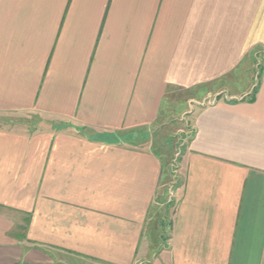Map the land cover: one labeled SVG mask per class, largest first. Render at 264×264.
I'll list each match as a JSON object with an SVG mask.
<instances>
[{
	"label": "crops",
	"instance_id": "crops-1",
	"mask_svg": "<svg viewBox=\"0 0 264 264\" xmlns=\"http://www.w3.org/2000/svg\"><path fill=\"white\" fill-rule=\"evenodd\" d=\"M0 264H264V0H0Z\"/></svg>",
	"mask_w": 264,
	"mask_h": 264
},
{
	"label": "rangeland",
	"instance_id": "rangeland-1",
	"mask_svg": "<svg viewBox=\"0 0 264 264\" xmlns=\"http://www.w3.org/2000/svg\"><path fill=\"white\" fill-rule=\"evenodd\" d=\"M197 107L198 105L194 104L191 109L193 108L196 110ZM175 117L178 118H176L172 122H168L167 124H163L162 122L163 127L158 131V134H169L171 150L168 156V162L171 167L172 174H176L177 167L179 166V158L181 156V152L183 151L184 145L189 141V138L191 136V132H189V130L191 129V124L189 121L191 120V116L189 117L188 115H185L181 118L180 116L176 115ZM161 139V137L156 138V141L158 140L162 144Z\"/></svg>",
	"mask_w": 264,
	"mask_h": 264
}]
</instances>
